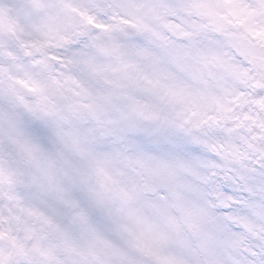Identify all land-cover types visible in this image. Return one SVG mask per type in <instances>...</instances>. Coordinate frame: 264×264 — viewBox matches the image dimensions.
I'll return each instance as SVG.
<instances>
[{"label": "snow or ice", "instance_id": "snow-or-ice-1", "mask_svg": "<svg viewBox=\"0 0 264 264\" xmlns=\"http://www.w3.org/2000/svg\"><path fill=\"white\" fill-rule=\"evenodd\" d=\"M0 264H264V0H0Z\"/></svg>", "mask_w": 264, "mask_h": 264}]
</instances>
